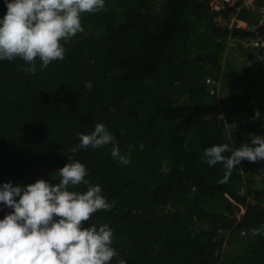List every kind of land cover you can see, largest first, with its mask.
Listing matches in <instances>:
<instances>
[{"label": "trees", "instance_id": "16d2710c", "mask_svg": "<svg viewBox=\"0 0 264 264\" xmlns=\"http://www.w3.org/2000/svg\"><path fill=\"white\" fill-rule=\"evenodd\" d=\"M208 2L105 0L101 11L81 14L83 32L61 41L63 60L41 71L37 59L35 73L19 58L0 60V185H55L71 157L115 201L84 226L107 224L126 264H264V234H251L264 224V161H242L220 184L223 164L202 159L214 145L250 144L264 127L253 120L250 97L264 66L228 46ZM6 12L0 0V19ZM233 50L243 59L237 73L232 56L222 64ZM223 66L234 75L224 79L229 93L218 116L204 80ZM97 123L130 155L129 165L112 158L111 145L69 151ZM0 209V219L12 211ZM234 233L246 246L224 251Z\"/></svg>", "mask_w": 264, "mask_h": 264}, {"label": "clouds", "instance_id": "9594fccd", "mask_svg": "<svg viewBox=\"0 0 264 264\" xmlns=\"http://www.w3.org/2000/svg\"><path fill=\"white\" fill-rule=\"evenodd\" d=\"M105 0H5L7 12L0 19V60L27 62L28 71L40 70L65 58L61 41L83 32L81 14H93L104 8ZM260 119L256 111L253 120ZM79 143L69 151L93 149L111 145V156L121 165L131 163L129 154H121L119 143L105 125L97 123L90 134L78 133ZM141 144L140 148L143 149ZM131 146H129V153ZM231 153L225 156L224 153ZM203 162L217 163L225 168L227 183L232 171L242 161H264V136H252L250 144L233 149L228 144L214 145L203 153ZM59 183L37 180L34 184L0 185V204L12 211L0 219V264H109L119 259L112 247L113 230L107 225L85 227L92 215L110 211L109 202L100 185L86 178V167L68 157L59 171ZM84 185L86 191L73 189ZM2 210V209H0ZM54 218H59L54 219ZM252 236L264 234V224L251 230Z\"/></svg>", "mask_w": 264, "mask_h": 264}, {"label": "built area", "instance_id": "2783aa9c", "mask_svg": "<svg viewBox=\"0 0 264 264\" xmlns=\"http://www.w3.org/2000/svg\"><path fill=\"white\" fill-rule=\"evenodd\" d=\"M208 7L217 25L228 32V46L239 47L264 66V0H209ZM237 30L240 33L234 36ZM219 80L205 78L210 95L218 92Z\"/></svg>", "mask_w": 264, "mask_h": 264}, {"label": "rangeland", "instance_id": "374dc122", "mask_svg": "<svg viewBox=\"0 0 264 264\" xmlns=\"http://www.w3.org/2000/svg\"><path fill=\"white\" fill-rule=\"evenodd\" d=\"M241 18L244 20V17H241ZM228 56L230 57L232 56L231 63L234 65H237V66H234L236 68V70L234 69V71H236L237 73L239 71L238 68H240V65L243 59L240 57V55L237 53L236 50H233V51H230L227 56H225L224 54V58L222 61L223 65L229 60ZM234 71L230 72V70L224 69V66H223L222 69L219 71L221 73H218L217 75L218 78L220 79L219 89H218V92L215 94L216 96H214L215 102H212L211 106L209 107L214 108V111H216L218 116H221V113L220 112L218 113V110H217L218 103L228 96L229 88H228V84L226 81L233 77ZM224 79H226V81ZM250 97H251V100L255 103L256 111L260 112V117L264 121V77L258 78L256 82V87L252 89L250 93ZM253 136H264V127L259 128L258 132H256ZM238 191L240 194L243 193V188L240 185L238 187ZM242 212H243L242 209L239 208V213L237 216L242 214ZM234 234L235 236L233 237L228 236L227 240L223 244L222 248L224 251H227V252L237 251L239 249L241 250L242 248L246 246L247 241L243 240L242 238L243 234L242 233H238V234L234 233Z\"/></svg>", "mask_w": 264, "mask_h": 264}]
</instances>
